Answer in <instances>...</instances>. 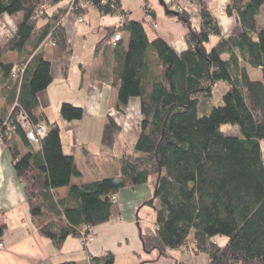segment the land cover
<instances>
[{"label":"trees","instance_id":"1","mask_svg":"<svg viewBox=\"0 0 264 264\" xmlns=\"http://www.w3.org/2000/svg\"><path fill=\"white\" fill-rule=\"evenodd\" d=\"M47 1L0 0V14L23 12L16 33L0 41V69L5 77L12 76L14 64L4 63L2 57L8 51L21 54L25 68L15 80L17 106L34 122L45 120L49 126L41 149L33 147L20 126L16 134L4 138L39 232L60 247L69 235H79L81 225L95 226L118 216L114 195L155 174L154 194L145 203L156 210L157 228L142 235L145 250L157 249L165 255L186 244L193 234V248L208 254L207 264H264V79L253 78L249 71L257 69L264 76V25L257 23L264 0H231L227 12L238 13L241 31L227 36L221 34L206 2L194 0L202 17L201 29L193 25L188 11L180 12L178 18L188 27V46L180 53L159 35L150 39L143 21H125L128 39L115 46L114 71L119 103L130 96L141 99L140 132L134 152L121 157L120 174L82 184L72 183L80 170L74 155L63 149L60 125L40 111L39 92L52 76L51 62L37 48L51 38L55 57L65 52L66 29L59 22L71 2L67 9L50 14ZM119 6L120 0L100 5L104 13ZM44 17L48 19L38 29ZM212 35L219 39L208 48ZM219 80L229 84L222 102L200 114L199 104ZM60 112L63 119L72 120L82 118L84 109L64 102ZM224 123L238 124L240 135L226 134ZM118 131L117 123H107L103 142L112 145ZM16 135L28 147L24 154L17 148ZM63 186H68L67 195L56 199L53 190ZM5 228L0 224V237ZM217 235L228 240L220 245L214 239ZM114 258L109 252L93 256L90 264H113Z\"/></svg>","mask_w":264,"mask_h":264},{"label":"crops","instance_id":"2","mask_svg":"<svg viewBox=\"0 0 264 264\" xmlns=\"http://www.w3.org/2000/svg\"><path fill=\"white\" fill-rule=\"evenodd\" d=\"M164 1L170 9L176 10L174 0ZM204 1L217 18L222 35L241 31L238 13L227 12L231 0ZM51 2L48 0L46 4L50 14L58 8L67 9L69 0ZM121 13L126 14L127 19L143 21L150 39L159 35L178 53L188 46V27L177 16L166 14L159 0H120L119 8L109 13H104L100 5L90 6L83 10L84 22H78L74 14L64 16L59 23L66 29L68 46L59 57H55V43L51 38L40 44L37 50L51 62L52 76L49 85L39 92L40 111L60 125L63 149L74 155L80 170V175L72 178L75 184L120 174L121 157L134 152L140 132L143 118L140 97L130 96L119 103V81L114 71L117 43L111 38ZM188 13L193 25L200 30V11L191 8ZM258 17L259 14L257 23ZM22 18L23 12L0 14V41L16 33ZM47 19H40L38 29ZM127 39L124 31L121 40L127 42ZM218 39L215 35L214 41ZM31 45L27 49L30 50ZM206 45L210 48L213 44ZM22 59L17 51H8L2 57L4 63L14 66L24 64L20 62ZM15 80L13 76L5 77L0 69V118L8 116L17 102L19 86ZM64 102L82 106V118L63 119L60 109ZM111 121L117 123L119 131L115 133L114 143L107 145L103 142V133L105 125ZM15 140L20 153H26L28 147L19 136L16 135ZM33 147L41 149V145ZM156 177L153 174L146 182L126 186L118 192L120 213L94 226V240L83 244L78 236L69 235L58 247L35 226L24 183L14 168L13 152L0 137V224L6 225L0 237V264H60L70 260L90 264L93 256L109 252L114 254L113 264H187L185 255L189 253L181 250L182 246L169 249L165 255H160L157 249L147 251L143 246L142 235L154 233L157 228L156 210L145 203L154 194ZM67 193L68 186L53 190L56 199Z\"/></svg>","mask_w":264,"mask_h":264},{"label":"built area","instance_id":"3","mask_svg":"<svg viewBox=\"0 0 264 264\" xmlns=\"http://www.w3.org/2000/svg\"><path fill=\"white\" fill-rule=\"evenodd\" d=\"M109 0H71L68 11L65 15L74 14L78 22H84L86 20L85 15L83 14V10L90 6L94 5H106ZM176 5V10L179 12L189 11L191 8L198 9V5L194 0H174ZM150 10V8H148ZM147 9V10H148ZM199 10V9H198ZM63 18V20L65 19ZM62 20V21H63ZM127 20V15L121 13L119 21L116 24V30L112 35L111 41L113 43H117L119 40L123 38L124 33V23ZM156 26V23L154 24ZM25 68V64L15 65L13 67L12 76L18 80L21 77V73ZM17 106V102L14 107ZM17 112L14 117L10 114L0 122V137L4 140V138H10L12 135L16 134L17 128L20 126L22 130L25 132L26 137L30 141L32 145L40 146L42 143V139L47 135L49 126L45 120H40L34 122L27 111L17 106ZM5 141V140H4ZM114 200L118 199L117 195H114ZM80 241L83 244H87L88 242L94 240V226L89 224H83L79 228Z\"/></svg>","mask_w":264,"mask_h":264},{"label":"rangeland","instance_id":"4","mask_svg":"<svg viewBox=\"0 0 264 264\" xmlns=\"http://www.w3.org/2000/svg\"><path fill=\"white\" fill-rule=\"evenodd\" d=\"M259 27L264 25V4L261 7L258 17ZM215 35H212L209 41V45L215 43ZM250 73L253 78L264 79L263 73L260 70L250 68ZM229 89V84L224 80H219L215 83L211 95L205 98L199 104V113L205 114L210 111L214 105H219L222 102V96ZM140 125V124H139ZM222 129L228 135H240V129L238 124L224 123ZM262 146L264 147V140L262 141ZM220 245L225 244L228 240V237L225 235H217L214 237ZM193 234H190L188 237L187 243L181 247V250H186L189 255H185V262L187 264H207L209 261V256L203 251H195L193 248Z\"/></svg>","mask_w":264,"mask_h":264},{"label":"water","instance_id":"5","mask_svg":"<svg viewBox=\"0 0 264 264\" xmlns=\"http://www.w3.org/2000/svg\"><path fill=\"white\" fill-rule=\"evenodd\" d=\"M159 1L163 5V7L165 8L166 14H172V15H175L177 17H181V13L177 10L170 9L164 0H159Z\"/></svg>","mask_w":264,"mask_h":264}]
</instances>
